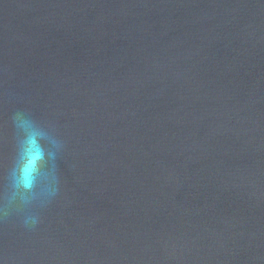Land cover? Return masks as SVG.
<instances>
[{
  "label": "water",
  "instance_id": "1",
  "mask_svg": "<svg viewBox=\"0 0 264 264\" xmlns=\"http://www.w3.org/2000/svg\"><path fill=\"white\" fill-rule=\"evenodd\" d=\"M18 108L60 190L0 264H264V0H0V205Z\"/></svg>",
  "mask_w": 264,
  "mask_h": 264
},
{
  "label": "clouds",
  "instance_id": "2",
  "mask_svg": "<svg viewBox=\"0 0 264 264\" xmlns=\"http://www.w3.org/2000/svg\"><path fill=\"white\" fill-rule=\"evenodd\" d=\"M11 119L14 153L6 173L0 214L24 213L23 223L35 227L40 217L31 209L46 206L60 190L57 158L64 141L27 109H16Z\"/></svg>",
  "mask_w": 264,
  "mask_h": 264
}]
</instances>
